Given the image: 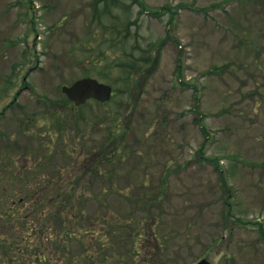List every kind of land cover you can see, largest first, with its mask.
Wrapping results in <instances>:
<instances>
[{"label": "rangeland", "instance_id": "1", "mask_svg": "<svg viewBox=\"0 0 264 264\" xmlns=\"http://www.w3.org/2000/svg\"><path fill=\"white\" fill-rule=\"evenodd\" d=\"M82 76L113 95L61 105L70 126L85 127L89 144L114 126L123 136L121 155L77 189H89V211L123 221L109 263L264 264V0H0V111L15 98L0 117V145L11 135L16 166L29 153L49 155L35 133L52 138L47 105L62 104L61 85ZM55 158L66 162L60 151ZM2 173L0 231L11 236L16 222L5 213L20 212L19 183ZM94 217L84 216L75 254L105 226ZM66 221L81 234L72 214Z\"/></svg>", "mask_w": 264, "mask_h": 264}, {"label": "flooded vegetation", "instance_id": "2", "mask_svg": "<svg viewBox=\"0 0 264 264\" xmlns=\"http://www.w3.org/2000/svg\"><path fill=\"white\" fill-rule=\"evenodd\" d=\"M38 97L42 98L40 99V102L44 100L41 103L46 104V98L44 95H39ZM61 105L74 108L70 103L61 104L56 102L50 104V106L49 104L47 105L50 108V112L53 114L52 118L54 119V124L46 130L48 136H52V138H49L50 140L48 139V144L46 143L48 140L44 134L40 132L35 133V135L39 136L38 141L40 144L44 145L46 150L45 153L49 155L42 157L29 153L28 157H24L22 163L18 167L20 175L19 181H26L28 183L44 181V183H47L48 186L64 190L65 193H62V195L66 197L90 196L91 193L89 189L87 192L77 190L80 179L84 178L85 175H90L89 178L83 179L84 187H86V183L94 182L96 179L92 178V176L95 174H101L102 161L107 163L112 162V160L115 159L110 157L112 148L108 149L109 151L104 150L103 152L100 136L96 141L89 144L86 140L85 127L82 131L79 128L73 126L71 127V117L64 112ZM54 106L55 108L53 110L52 107ZM57 107H59V109H56ZM18 120H20V118H18ZM29 120L34 121L33 118H29ZM97 124L101 125L100 122H97ZM39 127L43 128L41 126ZM48 130L52 131V134H50ZM11 140V135H8L4 141L5 144H8V146H4L6 149L4 150L3 155L6 159L5 165L15 166V162H17V160H15V158L11 155V152L8 151L12 144ZM57 151H60V153L66 158V162L62 165L56 161L55 154ZM102 153H105L106 156L104 160L102 158ZM44 158L47 160H44ZM47 166L52 169L54 168L56 175H50L49 173L44 172ZM3 174H6V172ZM65 178L69 181H66ZM25 195L26 193L19 194L21 197ZM45 195L52 197L58 195V193L54 190H46ZM98 258H101L102 261L106 262L105 264H110L109 262H112L117 257H79L78 264H96L98 262ZM143 258L144 259L140 261L141 263L144 262L143 264H162L159 257ZM128 263L133 264L134 258L132 257L127 264ZM3 264H6L5 261ZM98 264H102V262L99 261Z\"/></svg>", "mask_w": 264, "mask_h": 264}, {"label": "trees", "instance_id": "3", "mask_svg": "<svg viewBox=\"0 0 264 264\" xmlns=\"http://www.w3.org/2000/svg\"><path fill=\"white\" fill-rule=\"evenodd\" d=\"M114 140L113 138L112 142ZM219 172L221 185L228 192L225 175L222 170ZM54 191L58 195L49 197L40 188L34 193L25 190V196L12 202L18 204L20 212L16 215L5 213V220L14 219L17 229L13 230L11 236L0 231V244L9 245L7 249L0 246L1 250H5L0 257H3L6 264H12L13 260L21 258L31 264H59L56 257L71 255L72 236L77 232L71 233L66 219L68 212H71L75 221L80 222L79 210L68 211L69 205L76 200L79 202V199L63 196L62 193L65 192L62 189ZM107 235L110 236V233L107 232Z\"/></svg>", "mask_w": 264, "mask_h": 264}, {"label": "water", "instance_id": "4", "mask_svg": "<svg viewBox=\"0 0 264 264\" xmlns=\"http://www.w3.org/2000/svg\"><path fill=\"white\" fill-rule=\"evenodd\" d=\"M70 100L75 104H81L88 98H95L99 101L108 100L111 94V87L108 84L101 83L92 77H82L69 85L61 87ZM191 264H210L205 258Z\"/></svg>", "mask_w": 264, "mask_h": 264}]
</instances>
